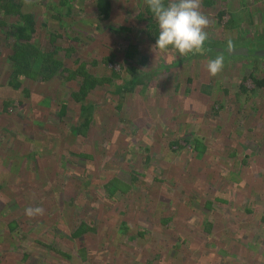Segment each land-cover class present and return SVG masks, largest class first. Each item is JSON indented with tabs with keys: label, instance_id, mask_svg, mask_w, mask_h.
I'll return each instance as SVG.
<instances>
[{
	"label": "rangeland",
	"instance_id": "374dc122",
	"mask_svg": "<svg viewBox=\"0 0 264 264\" xmlns=\"http://www.w3.org/2000/svg\"><path fill=\"white\" fill-rule=\"evenodd\" d=\"M66 1L1 6L7 25L35 21L32 42L64 64L44 85L27 78L25 91L13 89L11 41L0 28L8 57L0 58V264H145L153 255V264H264V88L254 82L264 80V60L224 61L213 77L206 64L214 58L155 47L145 0H110L107 20L97 0ZM200 11L210 20L205 43L264 50V0H201ZM81 65L96 81L80 102ZM132 72L144 86L123 93ZM81 107L90 119L77 134ZM181 137L185 149L175 152ZM98 149L92 167L72 155ZM115 156L121 163L111 164ZM72 162L83 169L73 172ZM114 177L130 186L128 201L103 195ZM28 207L44 213L28 217ZM188 216L192 237L178 223ZM83 224L91 229L79 233Z\"/></svg>",
	"mask_w": 264,
	"mask_h": 264
},
{
	"label": "trees",
	"instance_id": "16d2710c",
	"mask_svg": "<svg viewBox=\"0 0 264 264\" xmlns=\"http://www.w3.org/2000/svg\"><path fill=\"white\" fill-rule=\"evenodd\" d=\"M17 0H0V28L1 27H7L8 30L6 29L5 32V39L10 40L11 41V46H9V49H11L12 51V55H11V59L9 60V70H8V74L10 75V87H12L15 90H26L23 87V79H27V78H31L34 81L37 82H41V84H46L48 82H50L53 78H55L56 73L59 72L60 67L63 66V62L61 59L57 60L56 58H54V53L52 52L51 54L49 53H43L42 49L36 44L33 43V36L36 34L37 32V25L35 23V21H33L31 18H26V22L22 23L21 21H14V25H7V21L4 18L6 14H8L7 10H5L2 7H12V8H16L17 7ZM64 4H67V1L64 0ZM166 1V0H165ZM19 5V4H18ZM20 6V5H19ZM74 5H71L70 8H68L67 10V16L72 15L74 12ZM112 9V3L110 0H97L96 1V11L98 12V15L103 17V19L107 20L110 17L111 14V10ZM226 10V9H225ZM225 10H222L221 12V16H223V12ZM228 10V7H227ZM18 18V16H15ZM100 17V18H101ZM150 19H154L153 15L151 14ZM155 24H157L155 22ZM154 25V24H153ZM157 26V25H156ZM152 30L154 32V34L156 35V37L158 36V26L157 27H152ZM2 32V31H1ZM1 32H0V38H1ZM247 38V37H246ZM264 37H260L261 40H263ZM116 40V39H115ZM254 40H256V36L254 38L248 39V42H253ZM257 42V41H254ZM1 43V42H0ZM4 45L2 46L0 44V58L2 59V61H7L8 57L4 56L1 54H3L4 52ZM130 47V46H129ZM122 48V47H121ZM130 48H134V50H138L137 46H132ZM234 49H238V48H247L246 43L244 44V42L241 43H232V47ZM254 48H258L257 46H254ZM260 48V47H259ZM230 49L228 47V43L227 44H218L215 42L212 43H205L204 44V51L202 53H197L195 54L198 57H209V58H217L218 56H223V62L224 61H228V62H239V61H263L264 58H261L259 56H254V55H229L226 50ZM121 51V49H119ZM118 50V51H119ZM128 51V49H127ZM250 51V50H249ZM252 52V50H251ZM254 52V51H253ZM178 53V52H177ZM193 54H188L186 55V57H190ZM64 57V56H63ZM66 58V56H65ZM116 59V53H113L107 57L104 58V61L107 64H112L115 62ZM144 57L142 59V61L139 64H144ZM178 63V62H176ZM137 65H134L133 67H136ZM86 68L85 65H81L80 68L78 69V72L81 73L84 76V83H83V87L81 89V91L79 93H75L74 95L76 97H79L80 102L84 101V98L86 97L87 91L90 89V87L93 85V83H95L96 79L93 77V75H89L87 72H85ZM33 71H35L33 73ZM121 77V76H120ZM194 79H188L189 82H193ZM124 84L121 86V88H119L121 91H123V93H127V92H133L135 90L136 87L139 86H144V82H143V78L140 77L139 75H137L136 72H132L130 75V81L124 79ZM255 85L256 86H261L262 88H264V80L262 79H256L254 80ZM246 89V87L244 85H240V91H244ZM189 91V90H187ZM89 92V91H88ZM236 98L238 100H241V95H236ZM65 107V105H64ZM213 112L214 115L218 114V109L216 110L215 108H213ZM212 112V113H213ZM88 113V109L84 107L80 108V116L84 117L81 123V128H77V127H72V129L79 134L80 131H82V129H86L88 126V121L90 119L89 115H87ZM83 130V131H84ZM85 132V131H84ZM181 138H175V140H173V142L171 144L176 145L175 148V152H179L180 149H185V146H183L182 144H179ZM188 143V142H186ZM131 148L128 147L127 151H129ZM120 151V150H119ZM193 149H190V152H192ZM99 149L96 151H90L86 150L84 151H79V152H74L72 155L78 159H82L84 161L85 167H92L93 164L95 166V164L97 162H101L102 161V157L101 154L98 153ZM126 153V152H125ZM31 159L30 156H27V161L29 162V160ZM121 163V159L119 158V156H115L112 161L111 164H119ZM71 166H74L75 168L71 169L73 172L78 171V168H80L78 165H76L75 162H72L70 164ZM13 166H17L16 164H14ZM78 167V168H77ZM83 169V168H80ZM135 179V178H134ZM60 181V180H58ZM106 183L103 185L102 187V192L103 195H105V193H110L113 194V201L118 203L120 201H128L129 200V196L131 195L132 192H129L130 186L124 182L121 178L119 177H114L112 179H108V180H104ZM56 182V181H55ZM117 186V188H115L114 185ZM81 185H83V183L81 182ZM112 185V186H111ZM57 186H61V185H56V188L59 189V187ZM5 187V185L3 183H0V194L2 189ZM44 187V185H42L41 187H38V189H42ZM112 199V197H108V200ZM191 200L193 199L190 196ZM195 200V199H193ZM88 201V200H87ZM110 201V200H109ZM197 202H200L202 204V202L197 199ZM212 206V202L211 201H206L205 203L202 204L203 209H211ZM178 213L177 210L174 211L173 214ZM191 213H193V211H191ZM14 218L13 221H8V223H12V222H16ZM189 220L190 217L188 216L187 218H184L180 221H178L179 226L181 224H185L184 225V231L186 232V234L194 236V232L191 231L192 230V226L189 225ZM86 223V222H85ZM121 225H127L126 222H122ZM9 227H13V225L11 226V224H9ZM81 227V228H80ZM124 228V227H123ZM181 228V229H183ZM82 229V230H80ZM91 228L86 227V224L83 225H79V233H83L85 231H89ZM77 230V231H78ZM124 231H122L121 233H128L129 227H126L123 229ZM182 235V234H181ZM14 237V236H13ZM127 237L128 240H135L134 238H136V235L132 234L130 235V233L125 235V238ZM193 245V247H197L195 246L196 243H191ZM172 250L175 249L174 245H172ZM169 251V250H168ZM159 258L155 255L153 256H149V258L147 259V262L145 264H153L154 262L158 261ZM120 263H122L121 260H119ZM134 264H138V262H135Z\"/></svg>",
	"mask_w": 264,
	"mask_h": 264
},
{
	"label": "clouds",
	"instance_id": "9594fccd",
	"mask_svg": "<svg viewBox=\"0 0 264 264\" xmlns=\"http://www.w3.org/2000/svg\"><path fill=\"white\" fill-rule=\"evenodd\" d=\"M145 3L158 26L156 48L161 51L171 48L181 56L204 51L210 20L200 11L201 0H168L167 3L165 0H145ZM228 47H232L230 39ZM223 59V56H218L207 62L206 70L210 76L214 77L222 70ZM43 213L41 207H28L25 210L28 217Z\"/></svg>",
	"mask_w": 264,
	"mask_h": 264
},
{
	"label": "water",
	"instance_id": "95a60500",
	"mask_svg": "<svg viewBox=\"0 0 264 264\" xmlns=\"http://www.w3.org/2000/svg\"><path fill=\"white\" fill-rule=\"evenodd\" d=\"M227 53L229 55H244V56L254 55V56H259L261 58H264V50L250 52L249 50L245 48H239V49H228Z\"/></svg>",
	"mask_w": 264,
	"mask_h": 264
}]
</instances>
